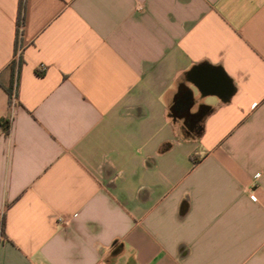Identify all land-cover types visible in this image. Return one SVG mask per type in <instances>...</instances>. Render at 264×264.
I'll list each match as a JSON object with an SVG mask.
<instances>
[{"label":"crops","instance_id":"0c3cea01","mask_svg":"<svg viewBox=\"0 0 264 264\" xmlns=\"http://www.w3.org/2000/svg\"><path fill=\"white\" fill-rule=\"evenodd\" d=\"M20 2L0 0V264H264V0H24L17 58Z\"/></svg>","mask_w":264,"mask_h":264},{"label":"trees","instance_id":"16d2710c","mask_svg":"<svg viewBox=\"0 0 264 264\" xmlns=\"http://www.w3.org/2000/svg\"><path fill=\"white\" fill-rule=\"evenodd\" d=\"M21 22H24V0H21L20 2V16H19V24ZM10 94L12 95L13 94V91H10ZM186 98L188 101L190 99V102H191V99L193 98L192 96V92L190 89L188 88H184V86L181 87L178 95H177V98L175 100V105L173 107V109L175 110H178L179 109V104H180V101L181 99H184ZM199 116L202 115V117L206 116L207 115V112H205V110H202L199 114ZM0 125L1 127L3 128L4 132L5 133H9L10 131V121L8 119H2L0 120ZM197 130L196 132L194 133L195 136L199 137L202 132H203V123L201 121V123H199V125L196 127ZM5 223H4V220H0V236L3 237L5 235Z\"/></svg>","mask_w":264,"mask_h":264},{"label":"water","instance_id":"95a60500","mask_svg":"<svg viewBox=\"0 0 264 264\" xmlns=\"http://www.w3.org/2000/svg\"><path fill=\"white\" fill-rule=\"evenodd\" d=\"M200 73V72H198ZM189 80L193 82L201 91L203 89H206L208 87H214L216 84L221 85L222 84V77L221 75L213 74L211 71H206L202 73L200 76L198 74L197 76V71H193L190 74ZM184 88L186 89L187 86L184 85ZM173 111H176L173 109Z\"/></svg>","mask_w":264,"mask_h":264},{"label":"built area","instance_id":"2783aa9c","mask_svg":"<svg viewBox=\"0 0 264 264\" xmlns=\"http://www.w3.org/2000/svg\"><path fill=\"white\" fill-rule=\"evenodd\" d=\"M23 30H24V22H21L19 25H18V36H19V43L17 45V50H16V57L17 58H20L21 54H22V51H23V44L21 42V38H22V33H23ZM40 72H43L45 71L46 69V66L45 65H40ZM16 102V98H15V95L12 96V103L13 105L15 104ZM62 219V218H61Z\"/></svg>","mask_w":264,"mask_h":264},{"label":"flooded vegetation","instance_id":"af4514ba","mask_svg":"<svg viewBox=\"0 0 264 264\" xmlns=\"http://www.w3.org/2000/svg\"><path fill=\"white\" fill-rule=\"evenodd\" d=\"M198 120H199V116H191V117H189V121H190L189 126L190 127H197L198 126V124H197Z\"/></svg>","mask_w":264,"mask_h":264},{"label":"clouds","instance_id":"9594fccd","mask_svg":"<svg viewBox=\"0 0 264 264\" xmlns=\"http://www.w3.org/2000/svg\"><path fill=\"white\" fill-rule=\"evenodd\" d=\"M117 176H118V177H119V176H122V173H121V172H118V175H117ZM186 194H188V192H185L184 195H186ZM120 235H121V234L118 233L116 237H119V238H120ZM252 264H257V261L254 259V260L252 261Z\"/></svg>","mask_w":264,"mask_h":264}]
</instances>
